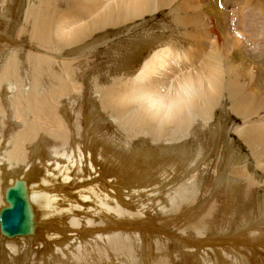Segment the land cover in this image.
<instances>
[{"label":"bare ground","instance_id":"obj_1","mask_svg":"<svg viewBox=\"0 0 264 264\" xmlns=\"http://www.w3.org/2000/svg\"><path fill=\"white\" fill-rule=\"evenodd\" d=\"M177 3L0 0V210L9 205L8 189L19 188L31 216L21 233L10 234L0 223V264H124L137 253L146 264H215V257L218 264H264V256L243 261L245 252L255 258V251H264V127L253 116L258 108L250 121L237 110V103L250 99L242 91L247 71L233 72L242 71L240 57L227 48L223 84L226 75L208 70V61L196 68V49L161 40L154 35L164 26H154L129 37L125 53L112 56V71H124L120 75L81 59L107 43L109 31H130L135 18L167 4L179 8ZM210 21L218 38L222 23ZM109 75L111 85L102 78ZM219 93L231 102L229 113L244 116L249 131L256 124L259 131L241 142L262 176L245 153L219 142L221 126L210 114ZM233 165L245 172L237 179L247 174L253 183L227 182L224 189ZM183 208L191 214L179 216V225L170 212ZM163 215L170 222L164 227ZM209 234L230 237L226 249L197 245ZM103 253L109 258L102 260Z\"/></svg>","mask_w":264,"mask_h":264},{"label":"rangeland","instance_id":"obj_2","mask_svg":"<svg viewBox=\"0 0 264 264\" xmlns=\"http://www.w3.org/2000/svg\"><path fill=\"white\" fill-rule=\"evenodd\" d=\"M178 1L181 3V4L177 3V5H178L177 7H179V8L170 9V7H169L170 4H167L168 6L159 7L158 8L159 10L156 9L155 11H157V12L153 11L152 13L145 14L144 15L145 18L144 17H138L140 19L135 18L134 19V20H136L135 21L136 22L135 28L133 26H131L132 30H130V31H127V29L121 30L122 28L119 29V31L117 30L116 32H114L115 34L113 33V31H109L110 33L107 34L108 35L107 43L98 45L94 50H91V52L89 51L86 54V56L84 55L85 58H81V59H87L88 58L87 60H89V62L92 63L90 65V67L97 66L98 70L105 71V74H107V75L113 74V72H114V74L120 75L124 71L120 72V71H112V70L114 69V66H115V64H113V60L117 59L116 56H119L121 51H122V53L124 52V49L122 46H124L129 41L130 38H133L137 34L138 35L139 34L144 35L149 30H151L154 26H155L154 27L155 29H156V27L160 26V28H161L162 26H164L163 27L164 29L161 28L162 30L160 29V31H158L159 33L161 32V34H163V35L156 33L154 36H162L161 40H165V42H167V43H170V42L174 43V40H176V41L181 43L182 47H185L190 52H191L192 48H193L192 51L194 49H196L195 53H199V55L201 56V59L197 60V62H196L197 63L196 68L200 67L204 61H208V63H207L208 70H212V71H218L219 70V71H222L224 73V75L227 76V77L225 76L224 78L220 79V81H219V82H222L223 84H226V82H227L226 79H228L229 75L226 72L228 65L225 64L226 60L224 58H225V55L227 54L226 51L228 48L230 50V52H228L229 55H231V56L236 55V56L240 57L237 60V62H238L239 67H241L240 69H242V71H233V72L244 73L247 71L246 72L247 75L244 73L246 75L245 76L246 82L244 84V88L242 89V91L245 92L244 95H249L250 99L246 100V102L237 103V107L239 108L237 110L241 114H243V113H245L246 115L248 114L247 115L248 118L245 116L247 119L246 120V119H244V116L239 117L234 113H229L227 110H229V108L232 107L231 102L224 95H222L220 93L217 94L219 97H216L217 99L215 101H213V106L211 107V110L213 109V111L210 110V114H211V117L213 118V120L215 122L214 124L216 126L217 125L221 126L220 136H222V137L219 136L220 137L219 142H223L222 144H224L225 150L229 149L228 144H229V142H231L232 148L234 149L233 151L236 150V152L238 151L237 153H240V152L245 153L249 159L247 161V164L248 165L250 164V166H252L254 170L256 169L255 172L257 174H260L261 171H259V169L257 170L255 162H254L253 158L251 157L249 150L242 144L241 140L247 136L248 132L250 133L251 130H255V128H256V124H253L251 126V130L249 131L248 129H250V125L245 124L246 122H244V120L250 121L251 118L253 116H255L258 118L257 120H259L257 122V124L258 123L261 124V125L258 124L259 129L260 130L264 129L263 128L264 127V77L263 76L261 77V79L259 80V83H257L255 80V78H258L260 73L264 74V1L263 0H214L213 3H215V1H216L217 2L216 5L211 3L212 0H178ZM21 7H23V6H21ZM214 7H215V9H214ZM20 14H21L20 15V20H21L20 22L23 23L24 19L26 17V13L22 9L20 11ZM191 15H193V16H191ZM199 15L202 18L198 17ZM207 15L208 16L210 15L211 19H214V20L220 19V21L222 23V32L223 33L220 36H218L219 39L217 38V35H219L218 31L215 32L216 36L213 34V32H211V31H215V30H213L214 24L210 25L209 22H211L210 21L211 19H209V17ZM218 16H220V17L217 18ZM222 17H224V18H222ZM173 18L176 21L173 20ZM177 18L178 19L181 18L182 20L181 19L178 20ZM251 21H253V22H251ZM181 23L184 25H181ZM198 24L202 25L201 28L205 27V29L203 28L201 30L199 28L200 26ZM179 26L182 27V29ZM197 26H199V27L197 28ZM186 27H188V28L186 29ZM210 28H211V31H210ZM111 29H113V28H111ZM133 29H135V30H133ZM189 29H192L194 32L189 30ZM202 31L208 33L209 36H208V34H207L208 37L205 36L206 33H203ZM120 32H121V34L119 36L118 34ZM185 32H188L189 34L188 33L186 34ZM195 32H197L198 34L196 33L194 35ZM203 34H204V36H203ZM113 35H115L114 38H113ZM196 36L198 37L197 40H196V38H197ZM210 36L212 39H210ZM204 37H206L207 39ZM113 39H114V41H113ZM116 39H117V41H116ZM214 40L216 41V43H214L215 42ZM120 41L122 44L120 43ZM189 41H192V42H189ZM193 41L194 42L196 41V42L194 43ZM102 42L103 41L101 40L99 43H102ZM115 42H117L116 45H115ZM211 43H212V45H211ZM213 43L216 45H213ZM117 45L120 46V51H118V49L116 48ZM198 45H199V47H198ZM190 47H191V49L189 50ZM199 48H201V49H199ZM115 52L116 53L119 52V54L117 53L116 56H114ZM112 56H114L115 59H113ZM109 57H111V58H109ZM74 63H76V62H73V64ZM223 66H224V68H223ZM232 66H233V68L234 67L237 68L236 67L237 65L235 63H233ZM213 67H216V68H213ZM109 68H111V69H109ZM197 72L200 73L201 71H197ZM214 75L217 77V76H220L221 74L214 73ZM110 76L111 75L102 77L103 82L107 85H111L113 83V81L112 82L110 81V83L107 82V80H108L107 78H111ZM92 79H95V78L94 77L91 78V81H94ZM234 81H235V79H234ZM223 89L224 88L222 87V91H223ZM224 92H225V90H224ZM218 102H220V103H218ZM254 102H256V103H254ZM261 102H262V105H259ZM256 104H258V105H256ZM246 108L249 109L248 110L249 112L247 111ZM256 108L259 109L257 111V113L253 116H249V114L252 115L251 111L255 110ZM226 111L228 113L227 116H225ZM203 115H205V114L203 111H201L200 117L201 116L203 117ZM257 120H254V121H257ZM223 126L225 127V130H227L226 132H224L225 130L223 131ZM256 130H257V132L259 131L257 128H256ZM256 130H255V133H257ZM244 132H246V133L244 134ZM227 135H229V136H227ZM221 138H224V139H221ZM204 142H206L205 139H204ZM173 143H174V141H173ZM224 163H225V160L223 158H221V161L219 163V168ZM262 167H264V166H262ZM235 169H237V170H235ZM228 174H229V176H228ZM231 174H234V178L231 177ZM243 174H245V172L242 171L241 168H239L238 166H235V165L231 166L227 170V175H226V178H228L230 180L225 181V184L227 187L224 185V189H228L227 182H229V183L233 182L236 184H243L245 182H248V183L252 184L253 181L248 178L249 175H247V174L245 176V179H243V180L241 178L237 179V176H240V175L242 176ZM260 175L262 176V174H260ZM209 178L210 177L207 175L204 178V180L209 179ZM240 182H242V183H240ZM212 184H213V182H212ZM223 184H224V182H223ZM221 187H223V185H221L219 188H221ZM224 189L222 188V190H224ZM216 190L220 191L221 189H218L216 187L214 189V191H216ZM214 191L211 195H208V197H206V199L199 206H196V209L201 208L206 202H208L212 198V196L214 195V193H215ZM139 210H140V208L137 210V213H139L138 212ZM164 210H165V208H164ZM186 210H187V208H183L178 214L172 213V212H170V213L172 214L171 215L172 217H175L177 219L179 218V216L187 218L190 216L191 213H186ZM161 218H162L161 225L163 227L167 224L165 221L170 223L168 220V216L163 215V216H161ZM178 222H179V225L184 224V221L181 219L180 220L178 219ZM202 234L207 235L208 233L204 232ZM207 237H208L207 240H205L206 239L205 237H202V238L196 240V243H197V245H201V246L206 245V244L213 245L214 248L211 245H210V247L207 248L208 251H210V252H211V250L217 252V249H219V250L224 249L225 246H227V244L230 242V237H225V234L220 235V236L209 234ZM105 241H107V238H105V240L101 241V242L105 243ZM214 242H216V243H214ZM259 247H261V245H259ZM106 254L107 255H104V253H103L101 255L102 260H106L109 258V256H108L109 254L108 253H106ZM244 254L245 255H243V261H245V262L250 261V260H254V259L260 261V257L264 256V251L262 249L259 251H255V255H256L255 258L251 257L248 252H245ZM135 255H136V258L131 259L130 263L125 261L124 264H146L145 260H143L141 258V255L139 253H137ZM152 258L149 261H152ZM153 260H154V263L157 262L156 258H153ZM214 260H215L214 263L218 264L217 263L218 258L215 257ZM231 264H235V263H231Z\"/></svg>","mask_w":264,"mask_h":264},{"label":"water","instance_id":"obj_3","mask_svg":"<svg viewBox=\"0 0 264 264\" xmlns=\"http://www.w3.org/2000/svg\"><path fill=\"white\" fill-rule=\"evenodd\" d=\"M9 205L0 210V223L10 234L24 232L30 222L28 201L23 200L19 188H10L6 193Z\"/></svg>","mask_w":264,"mask_h":264}]
</instances>
